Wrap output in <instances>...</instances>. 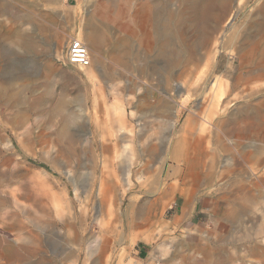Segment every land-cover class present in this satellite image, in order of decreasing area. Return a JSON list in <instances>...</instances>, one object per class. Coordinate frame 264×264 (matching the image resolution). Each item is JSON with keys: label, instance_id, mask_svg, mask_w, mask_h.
<instances>
[{"label": "rangeland", "instance_id": "1", "mask_svg": "<svg viewBox=\"0 0 264 264\" xmlns=\"http://www.w3.org/2000/svg\"><path fill=\"white\" fill-rule=\"evenodd\" d=\"M84 1L0 0V8L7 11L0 9V264H264V234L256 235L264 223V140L255 142L249 134L236 137L228 133L240 117L227 123L225 133L239 138L238 144L222 148L215 137L216 124L227 115H238L248 104L264 113V75H248L249 61L238 85L242 97L225 108L218 107L215 114L206 111L210 123L202 134L212 137L208 146L198 147L192 137L186 145L173 147L169 142L147 153L142 144L147 137L164 134L188 141L183 135L190 127L183 123L188 109L196 108L201 99L184 101V91L194 84L195 76H206V68L200 67L191 79L185 63L171 74L156 68L151 78L140 75L137 68L125 71L111 61L110 43L119 38L123 49L122 41L133 30L128 13L143 0ZM261 2H248L246 12ZM170 5L179 7L176 0H170ZM102 8L113 17L104 15ZM89 17L105 39L100 69L92 61L83 67L93 70L90 76L64 59L71 37L80 35L85 43L83 26ZM227 18L229 35L244 21V13L234 8L220 26ZM10 19L16 25L23 22L22 28L41 40L34 74L17 69L16 77L3 75L6 61L1 53L11 48L5 33ZM134 31L138 36L139 30ZM239 44L220 49L219 65L209 75L210 86L224 73L230 79L237 74L239 62L232 60L229 51L234 52ZM252 58H257L255 53ZM178 83L183 86L177 93L172 88ZM115 85L134 93L132 109L139 116V121L129 118L138 137L122 155L127 153L136 164L133 185L123 194L119 159L102 164L93 152L73 150L58 133L62 116L52 112L62 99L85 121L88 135L97 122L100 133L104 125L111 124L114 98L110 87ZM249 91L255 94L247 96ZM76 95L78 102L73 100ZM172 95L179 114L168 119L156 104ZM201 105L206 108L207 102ZM125 108L129 117L131 108ZM172 118L177 122L171 129ZM255 143L263 149L254 150ZM183 158L189 160L184 163ZM103 176L116 181L117 193L101 185ZM198 198L211 199L215 209L203 223L183 228L177 217L179 204L182 200L192 204Z\"/></svg>", "mask_w": 264, "mask_h": 264}, {"label": "bare ground", "instance_id": "2", "mask_svg": "<svg viewBox=\"0 0 264 264\" xmlns=\"http://www.w3.org/2000/svg\"><path fill=\"white\" fill-rule=\"evenodd\" d=\"M176 1L179 3L178 9L171 7L170 0H143L139 8L132 9L128 13L129 29L132 27L133 30L125 38L124 44V40L122 41L123 49L120 48L121 40L119 38H113L110 43V58L113 63L120 64L125 71L128 69L132 71L138 69V73L140 75L143 73V76L146 78H151L156 68L165 71L167 74H171L181 63H185V72L188 74L189 79L195 76L194 74L200 67L206 68L204 71L207 73L206 76H195L196 80L194 84L189 87L186 86L187 89L184 91V101L190 100L191 97L201 99L200 103L198 102L200 105L198 104L194 109L192 107L188 109L189 113L183 123L184 126L190 127L187 133L183 135V137L188 136V141L182 140L181 137L177 139L173 138L172 140L171 136L168 138V135L164 134L155 136L154 139L147 137L142 141L143 148L147 153H150L154 149L156 150L157 145L163 146L170 143L173 147L186 145L192 137H194L193 139L196 141L195 144L198 147L203 148L208 146L211 136L206 137V135H203L205 124L207 122L210 123L207 115L210 112H214L215 114L219 111L218 107L221 108L222 106L225 108L232 100L242 97V92L238 90V85L243 76L242 73L245 65L252 60L248 75L251 73L264 75V46L259 47L260 40L264 41V0L258 3L259 6H255L247 12L245 6L252 0ZM86 3H88L87 0L84 1V4ZM234 8L238 12L244 13V21L238 27L233 28L228 35L226 33L227 23L229 22L228 18L223 26H220V23L224 17H230ZM105 9L102 8L101 12L106 16L113 17L110 10L105 13ZM1 10L2 13L7 12L5 10L3 12V9ZM25 19L28 22L30 20L27 17ZM84 21L83 40H85L84 45L89 53V62L92 61L96 69H100L101 48L105 44V39L98 31L97 24L90 17ZM8 22L10 26L7 27L5 33L8 38L9 47L11 48L1 53L6 61L5 68L2 71L3 75H9L11 78L16 77L15 71L17 69H26L29 71V74L36 73L37 51L41 40L27 33L22 28L23 22L21 24L17 23L18 25L11 19ZM0 27H2L1 22ZM135 28L140 32L138 36L134 31ZM77 38L82 41L80 35ZM236 42L240 44L234 52L231 48L232 50L229 53L230 55L232 54V60L237 59L239 62L237 74L233 79H230L228 72L224 73L219 78L217 77L210 86L209 75L219 65L218 52L222 48L232 47ZM253 53L256 54L257 58H252ZM181 59L184 60L181 61ZM136 60L142 63L140 65L136 64ZM139 66H142V68H139ZM88 69L83 68L84 74L88 76L93 75V70ZM181 86H183L181 83L175 84L172 91H177L178 93L182 89ZM92 91L93 95H95L96 89L94 84L92 85ZM249 92L247 96L255 94L254 92ZM110 94L114 98V102L110 105L111 110L108 109L113 115L111 117V124L110 126L104 125L100 133L96 131V128L99 127V122H97L95 123V130L91 131L90 129V135H88L85 121L80 119V115L77 112L69 109L70 107L67 108V104L62 99L57 101L52 112L62 116L58 126V133L73 150L82 148L84 151L93 152L95 153V158L97 156L102 164L111 162L113 158L119 159V170L121 173L119 180L122 183V190H120L123 194L133 185L132 168L136 164V161H131V157L127 153L123 154L124 156L122 155L123 151L125 152V149L130 145L129 143L138 137L136 136L135 126L129 118L134 117L138 121L139 119L136 118L138 116L136 115L137 110L132 109L133 104H135V95L129 90V87L125 89L117 85L111 86ZM73 100L74 102H78L80 98L76 95ZM173 101H175L174 95L170 96V98H164L163 101L159 100V103L156 104L158 110L164 113L168 119L173 117V115L177 116L179 114V108H174L175 103ZM203 102H207L206 108H203L201 105ZM125 105L131 108L129 117ZM180 105L186 108L182 103ZM206 111L208 112L207 115ZM237 117L241 118L240 123L236 122V126H233L234 128L232 127L233 129L231 128L232 130L228 132L227 123L235 122ZM176 122L177 118H172L170 121L171 129L175 126ZM242 123H245L244 128H239ZM72 124H77V127H72ZM188 124H191V126ZM215 129L218 131V134H215L217 143L222 148H230L232 145L239 143V138H229L225 134L226 132L236 135V137H243L249 134L254 138L253 141L256 142L258 140L260 142V140H264V113H259L254 108V105L248 104L240 110L238 115H227L225 119L219 121ZM195 135L198 136L195 137ZM224 140L226 143H224ZM252 146L254 150L259 151L260 148L263 149L260 144L255 143ZM97 150H99L98 153L96 152ZM172 155L175 156L174 154ZM132 159L134 158L132 157ZM183 159L184 163L189 160L188 158L187 160H185L186 158ZM115 182L109 176L101 178V185L105 186V189L112 193H117V183ZM262 234H264V223L260 224L256 232L257 236H261ZM255 240L257 241V239Z\"/></svg>", "mask_w": 264, "mask_h": 264}, {"label": "crops", "instance_id": "3", "mask_svg": "<svg viewBox=\"0 0 264 264\" xmlns=\"http://www.w3.org/2000/svg\"><path fill=\"white\" fill-rule=\"evenodd\" d=\"M214 209L215 203L209 198H198L192 204L182 200L179 204L177 217L180 219L183 228H193L206 221L209 211Z\"/></svg>", "mask_w": 264, "mask_h": 264}, {"label": "built area", "instance_id": "4", "mask_svg": "<svg viewBox=\"0 0 264 264\" xmlns=\"http://www.w3.org/2000/svg\"><path fill=\"white\" fill-rule=\"evenodd\" d=\"M64 59L67 64L75 67H86L89 65L86 46L79 38H70L67 43Z\"/></svg>", "mask_w": 264, "mask_h": 264}]
</instances>
